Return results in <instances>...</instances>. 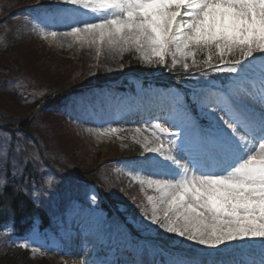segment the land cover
Returning <instances> with one entry per match:
<instances>
[{"label":"snow or ice","instance_id":"6c2138e0","mask_svg":"<svg viewBox=\"0 0 264 264\" xmlns=\"http://www.w3.org/2000/svg\"><path fill=\"white\" fill-rule=\"evenodd\" d=\"M61 3L67 7L57 11L71 23L42 38L94 49L97 59L105 52L133 53L147 65L163 66L170 58L173 69L179 65L185 72L195 67L229 74L227 87L203 103L210 109L207 128L190 129L186 111L177 107L163 122L157 118L150 127L132 130V140L144 152L161 158L153 161L158 171L137 170L149 178L133 179L152 192L143 213L150 224L216 250L200 254L203 260L170 264H245L232 248L241 242L259 251V260L247 264H264V0ZM125 131L109 125L94 134L125 139ZM185 159L186 165L181 163ZM6 162L7 154L0 159ZM19 247L27 250L30 244L25 240Z\"/></svg>","mask_w":264,"mask_h":264},{"label":"rangeland","instance_id":"374dc122","mask_svg":"<svg viewBox=\"0 0 264 264\" xmlns=\"http://www.w3.org/2000/svg\"><path fill=\"white\" fill-rule=\"evenodd\" d=\"M42 1L53 4L50 9L41 8L29 17L33 25L31 40L14 51L18 57L22 56L20 72L7 76L12 77L8 81L6 77L0 78V126L8 123L12 127L11 124L16 122L12 129L19 130L16 139L0 131V159L15 141V148L19 146L31 159L35 157L32 160L36 162L39 180L29 194L36 201L45 202L53 222L51 228L35 230L25 239L32 251L30 259L34 264H48L41 262L44 258L49 264H70L68 261L80 264H139L138 261L142 264H161L160 257L164 254L171 257L170 262L206 259L200 254L216 250L193 244L181 237H176V241L183 239L185 247L195 252L171 249L159 239L151 238V231L144 233L135 246L127 224L119 216H108L109 214L101 211L99 183L105 177L106 182L114 189L122 190L125 183L137 185L139 196L144 198L147 208L146 196L152 192L146 186L138 184L133 177L140 175L142 178H149L144 171L137 170L143 168L158 171L153 161L161 158L144 152L140 144L132 140V130L135 127H150L151 123L157 122V118H161L160 122H163L164 117L173 114L177 107H182L189 118L188 127L199 131L203 129L200 121L209 122L206 113L210 109H205L203 103L218 89L203 84L187 100L185 94L176 89L155 83L148 87L140 86L130 105H121L113 92V87L118 82H101L99 78H127L134 62L144 63L133 53H125L120 57L105 52L97 59L94 49L75 45L70 48L66 41L42 38V33L64 31L61 29V21L67 17L57 10L67 6L61 0H10L17 3L14 8L18 4L31 3L37 8ZM4 13L0 9V17L3 15L2 18H5ZM36 27L40 30L35 31ZM4 33L6 30L0 27V37ZM55 89L58 91L55 95L65 97L62 110L67 122L64 124L55 120L57 114L52 119L45 120L43 118L46 115H37L41 106L33 108L41 94L45 95ZM191 103H195L196 112L191 110ZM35 113L37 114L34 115ZM141 114H147L144 122L138 117ZM34 116L39 126L43 127V142L35 131L40 129L37 125H32ZM22 124L25 125L21 127ZM109 125L126 129L121 134L126 138H98L94 134L95 129ZM48 152L52 154L48 155ZM134 152L139 153L136 155L139 158H128ZM20 159L16 161L19 162ZM22 163L26 166L29 159L18 164ZM181 163L186 165V159ZM3 167L0 163V168ZM5 176L6 173L0 170V179ZM72 178L83 186L80 193L73 186ZM124 179L125 183L121 182ZM141 218L138 221L140 224H150L148 220L142 221ZM152 228L159 231L156 225H152ZM25 240L18 241L17 244ZM7 242L6 237H0V252L5 249ZM232 248L238 250L235 258H243L245 264L260 258L258 249L249 250L243 242L234 244ZM69 249L74 250L75 255L71 256ZM89 260H92L91 263Z\"/></svg>","mask_w":264,"mask_h":264},{"label":"trees","instance_id":"16d2710c","mask_svg":"<svg viewBox=\"0 0 264 264\" xmlns=\"http://www.w3.org/2000/svg\"><path fill=\"white\" fill-rule=\"evenodd\" d=\"M17 3H12L10 0H0V9L4 11L5 18L0 17V27L6 30L0 39V78H5L6 81L20 72V67L23 63L21 61V55L19 57L14 53L22 44L31 40L32 30L30 28L31 20L25 19L22 16L26 13H30L31 4L19 5L14 8ZM26 12V13H25ZM8 15V16H7ZM21 16V17H19ZM19 17V18H18ZM4 37V38H3ZM259 58V54H257ZM204 71L211 79L215 80L222 87H226L230 83L229 74L215 72L212 69L201 68L197 69L192 67L190 71L185 72L182 67H171V60L169 58L166 65H147L134 62L131 71L127 73V78H124L118 85L115 86L116 93L120 94L124 104H127V98L132 97L137 93L140 86L148 87L151 83H156L166 87L177 89L179 92H187L190 94L196 90L195 77L191 75L193 72ZM119 77V76H118ZM118 77L114 78H99V81H112L118 80ZM154 78L153 81L150 79ZM214 82V81H213ZM57 89L50 91L49 93L37 98L33 108L41 105L40 113L43 119H52L53 115H56L55 120L62 121L63 124L67 122L66 114H63V99L62 96H55ZM32 123L33 126L37 125L40 130H35L37 135L40 136L41 141H45L43 134V127L39 126V122L35 120ZM2 120L0 119V122ZM44 122V121H42ZM27 123V121H25ZM0 126V131L4 134L11 135L14 139L17 138L19 130H14L16 122H13L12 127ZM25 124H22L24 126ZM29 127V126H28ZM31 130V129H30ZM42 131V133H40ZM1 133V132H0ZM42 134V135H41ZM12 142V141H11ZM15 142L6 151L7 162L2 163L1 171L6 173L4 179L0 181H6L4 184H0V237L4 236L8 242L5 245V249L0 252V264H34L30 259L32 255L31 249H22L17 244L18 241L27 239L35 230H43L51 228L53 222H51V216L47 209L45 202L36 201L29 193L33 185L39 180V171L35 166L36 162L31 159L24 152H17L15 148ZM25 154V155H24ZM52 153L48 152V155ZM137 155L130 154L129 157ZM28 157L29 163L18 164L25 161V157ZM3 155L2 158H4ZM1 158V159H2ZM21 158L20 161L16 159ZM27 159V160H28ZM19 176V178H17ZM73 186L78 188L80 193L81 188L74 182ZM61 185L60 182H57ZM102 189L103 198L101 200V209L105 212L117 214L125 223H129V226L135 232V236H143L145 232L152 230L150 225L144 226L140 224L139 218L144 216V210L147 208L144 206L142 198H140V190L137 185L124 184V188L114 189L112 188L103 177L99 183ZM28 188V189H26ZM65 190H67L64 185ZM133 190V191H132ZM77 191V189H76ZM139 217V218H138ZM142 221L145 218H141ZM144 226L145 229L141 230L140 227ZM154 234V233H153ZM174 234L164 232L162 229L157 230V239L165 243L167 247L185 250L182 240H177ZM162 264H168L165 257H160ZM41 262L48 263L49 261L44 258Z\"/></svg>","mask_w":264,"mask_h":264},{"label":"bare ground","instance_id":"6f19581e","mask_svg":"<svg viewBox=\"0 0 264 264\" xmlns=\"http://www.w3.org/2000/svg\"><path fill=\"white\" fill-rule=\"evenodd\" d=\"M78 11H80V12H85V10H78ZM85 14L86 15H88L89 16V13H86L85 12ZM71 23V19L70 18H64L62 21H61V29L62 30H65V29H67V25H69ZM52 41V40H51ZM150 104V103H149ZM150 105H152V104H150ZM146 116H147V114H141L140 116H138L140 119H141V121L142 122H144L145 120H146ZM68 253L72 256V255H75V253H74V250H72V249H69L68 250ZM91 261L92 260H89V262L91 263ZM139 262V264H142L141 263V261H138ZM68 263H70V264H80V263H78V262H74V261H68Z\"/></svg>","mask_w":264,"mask_h":264}]
</instances>
